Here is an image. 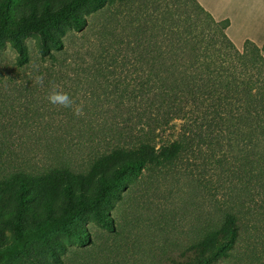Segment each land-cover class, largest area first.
<instances>
[{
  "label": "trees",
  "instance_id": "obj_1",
  "mask_svg": "<svg viewBox=\"0 0 264 264\" xmlns=\"http://www.w3.org/2000/svg\"><path fill=\"white\" fill-rule=\"evenodd\" d=\"M129 1L0 0V41H11L20 66L30 61L27 34L38 37L42 58H54L55 51L64 52L63 36L87 27L80 9L93 6L96 12ZM153 4V15H146L148 20L136 30L139 44L131 49L133 56L110 33L113 40L106 57H99L108 61L100 72L104 78L112 73L108 64L122 61L126 69L115 90L123 116L120 124L133 122L127 126L129 143L97 153L79 168L70 159L58 158L40 171L17 169L2 175L0 264H48L37 255L42 246L63 264L66 247L58 235L82 246L93 243V232L80 225L87 217L116 232L113 202L122 199L146 170L158 168L165 176L179 159L193 153L229 169L241 184L240 210L230 207L216 224L199 229L170 258L171 264H216L236 248L239 218L245 216L251 198L246 201L242 194L264 189V48L250 39L238 47L226 32L230 19L216 20L198 0ZM173 123H180V132L176 139L173 134L164 140ZM136 127V135L130 137V128ZM7 226L13 232L10 244L3 240Z\"/></svg>",
  "mask_w": 264,
  "mask_h": 264
},
{
  "label": "rangeland",
  "instance_id": "obj_2",
  "mask_svg": "<svg viewBox=\"0 0 264 264\" xmlns=\"http://www.w3.org/2000/svg\"><path fill=\"white\" fill-rule=\"evenodd\" d=\"M154 1L119 2L96 12L93 6L80 9L87 16V27L63 36L64 52L55 51L54 58H42L38 37L27 34L24 41L30 61L20 66L11 41H0V177L17 169L40 171L58 158L70 159L79 168L93 155L129 143L127 126L133 122L120 124L123 116L115 90L126 69L122 61L108 64L112 73L104 78L100 72L108 61L99 57H106L113 34L122 42L120 47L128 50L126 54L133 56L131 49L139 44L136 30L142 20H148L146 15H153ZM54 90L67 93L72 107L49 103L47 97ZM76 108L81 114H76ZM173 124L164 140L173 134L176 139L180 132V123ZM137 130L130 128V137ZM206 157L193 153L179 159L165 176L158 168L146 170L110 208L116 232L87 217L80 225L93 232V243L82 246L67 235H58L66 247L63 252L57 250L64 256L63 264H171L170 258L199 229L216 224L230 207L233 212L240 210L237 194L241 184L229 169ZM250 193L242 194L246 201L251 198L245 216L239 218V242L216 264H264V189ZM10 195L17 207L15 193ZM12 239L7 226L3 240L10 244ZM37 253L48 264H60L44 246L37 247Z\"/></svg>",
  "mask_w": 264,
  "mask_h": 264
},
{
  "label": "crops",
  "instance_id": "obj_3",
  "mask_svg": "<svg viewBox=\"0 0 264 264\" xmlns=\"http://www.w3.org/2000/svg\"><path fill=\"white\" fill-rule=\"evenodd\" d=\"M213 17L230 19L227 34L242 47L247 39L264 48V0H198Z\"/></svg>",
  "mask_w": 264,
  "mask_h": 264
},
{
  "label": "clouds",
  "instance_id": "obj_4",
  "mask_svg": "<svg viewBox=\"0 0 264 264\" xmlns=\"http://www.w3.org/2000/svg\"><path fill=\"white\" fill-rule=\"evenodd\" d=\"M49 103L53 105H61L65 108L72 107L73 101L69 97V95L65 92H59V91H52L48 97H47ZM76 114H81V110L79 108L75 109Z\"/></svg>",
  "mask_w": 264,
  "mask_h": 264
}]
</instances>
